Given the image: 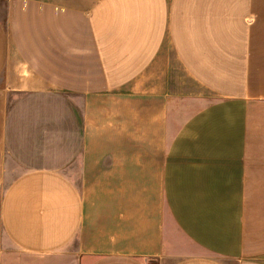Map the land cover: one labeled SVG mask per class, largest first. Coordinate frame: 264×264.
I'll return each instance as SVG.
<instances>
[{
	"label": "crops",
	"instance_id": "crops-1",
	"mask_svg": "<svg viewBox=\"0 0 264 264\" xmlns=\"http://www.w3.org/2000/svg\"><path fill=\"white\" fill-rule=\"evenodd\" d=\"M0 7V264H264V0Z\"/></svg>",
	"mask_w": 264,
	"mask_h": 264
},
{
	"label": "rangeland",
	"instance_id": "rangeland-1",
	"mask_svg": "<svg viewBox=\"0 0 264 264\" xmlns=\"http://www.w3.org/2000/svg\"><path fill=\"white\" fill-rule=\"evenodd\" d=\"M0 17L3 18L2 7H0Z\"/></svg>",
	"mask_w": 264,
	"mask_h": 264
}]
</instances>
